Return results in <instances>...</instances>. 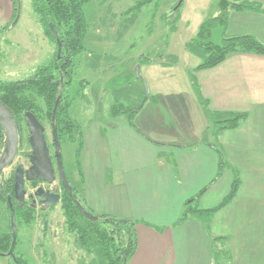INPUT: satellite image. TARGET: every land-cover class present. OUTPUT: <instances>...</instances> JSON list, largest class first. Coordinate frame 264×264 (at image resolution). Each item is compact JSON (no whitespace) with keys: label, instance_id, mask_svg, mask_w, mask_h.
I'll return each instance as SVG.
<instances>
[{"label":"crops","instance_id":"0c3cea01","mask_svg":"<svg viewBox=\"0 0 264 264\" xmlns=\"http://www.w3.org/2000/svg\"><path fill=\"white\" fill-rule=\"evenodd\" d=\"M229 2L254 9L229 11L220 24L229 27L225 39L252 36L264 46V0ZM220 11L218 0L215 17ZM200 65L188 93L162 95V114L146 118L142 109L124 119L111 110V125L82 131L76 171L84 206L136 223L127 264H264V54ZM231 114L241 117L235 126H215ZM159 123L172 129L170 140Z\"/></svg>","mask_w":264,"mask_h":264},{"label":"rangeland","instance_id":"374dc122","mask_svg":"<svg viewBox=\"0 0 264 264\" xmlns=\"http://www.w3.org/2000/svg\"><path fill=\"white\" fill-rule=\"evenodd\" d=\"M19 1L20 18L11 27L17 17V2L0 0V83L17 82L33 76L41 67L50 65L57 53L56 44L47 36L34 11L33 0ZM149 1L92 0L85 7L88 24L83 43L85 52L76 60L72 85L62 91L68 95L69 119L76 127V134H68L69 137L80 139L77 133L91 123L111 125V110L122 112L119 118H129L128 113L142 105L146 90L149 98L142 112L146 118L155 109L162 114L169 108L166 101L161 102L162 95L188 93L190 88L186 89L185 83L188 81L190 86L194 69L203 61L194 57L193 51L197 47L191 49V43L196 40L201 25L216 16L218 0H183L177 10L181 0ZM228 28V25L215 22L210 41L221 45L229 34ZM148 64L151 67H147ZM57 75H61L59 79L65 82L62 73ZM187 99H192L191 95ZM157 117L160 118L159 115ZM41 123L46 129L50 153L53 154L51 121L45 117ZM18 126L19 155L0 179L5 185L12 180V192L8 197H12L14 205L19 204L14 199L15 169L19 166L27 169V156L31 153L25 120L20 121ZM157 126L163 125L159 123ZM215 126L219 128V125ZM167 127L165 123L163 129L167 131L165 135L168 138L165 140H170L172 129ZM157 130L160 131V127ZM79 145L80 140L76 143L61 141L63 166L77 202L93 215L84 206L81 181L77 176ZM4 147L5 141L1 143L0 156ZM56 180L52 185L26 182V200L39 189L56 192L65 198L66 192L58 176ZM25 205L27 209L23 216L16 220L18 237L14 254L17 258L30 264H102L95 248L89 252L81 245L77 232L69 229L62 201L49 208L38 205L32 208L31 202ZM29 208L33 212L27 213ZM81 223L87 225L86 220ZM98 225L103 226V223L98 222ZM105 228L111 229L109 225ZM10 232V210L7 200L0 195V234ZM123 237V241L128 239L126 234ZM87 247L90 248L89 245ZM0 264H15V261L0 256Z\"/></svg>","mask_w":264,"mask_h":264},{"label":"trees","instance_id":"16d2710c","mask_svg":"<svg viewBox=\"0 0 264 264\" xmlns=\"http://www.w3.org/2000/svg\"><path fill=\"white\" fill-rule=\"evenodd\" d=\"M15 1L18 5V0ZM91 1L33 0V8L39 17L40 23L47 36L57 46L56 57L50 65L41 67L33 76L27 79L0 83V101L12 112L17 126L20 121L25 120L24 115L27 112H32L40 122L46 117L52 124L55 105L57 100L61 98L54 124L60 144L63 140H69L70 143H76L80 140L76 157L79 156L82 146V132L77 133L80 138L78 140L68 136V134L73 136L76 134V127L69 119L68 95H64L62 91L66 86L69 89L72 85L76 60L85 52L83 43L86 40L88 24L84 9ZM151 1L153 0L149 2ZM219 6L221 8L219 15L202 24L196 40L191 43V49L194 46L197 47L194 50L196 54L194 51L193 53L203 60L198 70L216 67L234 53L264 54V46L252 36L227 38L223 40L221 45H216L210 41L214 23L225 24L231 9H254L246 2L232 3L229 0H219ZM58 73H62L67 81H61L59 79L61 75H57ZM144 106L141 109L140 106L135 110H131L128 113L129 118L139 113ZM117 114H122V112L115 111V115ZM240 118L232 114L226 115L221 121L215 119V124L219 125L220 129L230 128L235 126ZM4 141L5 137L0 125V146ZM221 165L223 164L221 163ZM7 182V185H5L0 181V195L6 200L8 194L12 192V186H10L12 180ZM237 183L235 182L227 203L234 197ZM75 201L77 200L74 195L70 196L66 193L62 203L69 229L77 232L81 245L89 252L92 251L91 248H95L94 251L102 258V264H127L134 256L138 246L136 223L104 216L98 217L99 220L96 222L90 221L79 210ZM26 209L25 204L15 205L16 220L23 216L22 213ZM31 212L33 210L29 208L27 213ZM84 220L87 221L85 226L81 223ZM98 222H102L103 226L98 225ZM105 225H109L111 229H106ZM123 234H126L127 240L123 241L125 239ZM11 245L12 232L0 234V255L8 253ZM15 258V264H30L19 257L15 256Z\"/></svg>","mask_w":264,"mask_h":264},{"label":"water","instance_id":"95a60500","mask_svg":"<svg viewBox=\"0 0 264 264\" xmlns=\"http://www.w3.org/2000/svg\"><path fill=\"white\" fill-rule=\"evenodd\" d=\"M183 0L180 1L176 10L182 5ZM21 14V3L18 2L17 17L15 19L14 27L20 18ZM61 47V46H59ZM147 89V88H146ZM149 95L146 90L145 99L140 107H143L145 102L148 100ZM61 98L57 100L54 108L52 117V140L53 147L55 151V158L57 161V170L59 173V178L62 182L65 192L73 196L72 189L65 176L62 154H61V144L58 138L57 129L55 127V117L59 108ZM25 122L29 131L28 144L31 149V153L28 155L30 167L25 170L23 166H19L15 171V183H14V199L16 202L22 204L25 202L27 197V191L25 190L26 182L41 181L45 184L52 185L56 181V172L54 163L50 153V147L47 142L46 129L42 123L37 119V117L32 112H27L24 115ZM0 125L2 127L4 137H5V147L0 156V179L3 173L11 167L16 161L20 150V133L17 124L15 123L12 112L0 101ZM37 196L41 198V205L49 208L58 204L61 200L60 194L56 192H51L49 190L45 191L39 189L37 191ZM79 210L83 215L90 221L96 222L99 220L98 217L89 214L79 202L75 201ZM7 205L10 210L11 215V230H12V245L8 253L1 254L0 256L10 257L15 261L14 250L17 246V221L15 205L13 203L12 197L7 198Z\"/></svg>","mask_w":264,"mask_h":264},{"label":"flooded vegetation","instance_id":"af4514ba","mask_svg":"<svg viewBox=\"0 0 264 264\" xmlns=\"http://www.w3.org/2000/svg\"><path fill=\"white\" fill-rule=\"evenodd\" d=\"M52 144H53V140H52ZM51 157H52V160H53V163H54V167H55V172H56V179H57V176H58V179H59V182H60V185L63 187V185H62V182H61V180H60V178H59V173H58V170H57V161H56V158H55V152L53 153V154H51ZM27 159H28V156H27ZM28 161H29V159H28ZM29 167H30V163H29ZM28 167V168H29ZM18 168V167H17ZM16 168V169H17ZM25 168V167H24ZM27 168V169H28ZM16 169H15V171H16ZM27 169H25V170H27ZM57 181V180H56ZM33 183H43V182H41V181H35V182H33ZM43 184H45V183H43ZM44 190V189H43ZM61 196V195H60ZM63 196H61V200H60V202L63 200ZM29 200H25V202L24 203H22V204H26V203H28V202H31V206H32V208H36V205H38V206H40V207H45L44 205H41L40 204V202L42 201L41 200V198L40 197H38L37 196V192L35 193V195H30L29 196V198H28ZM38 199V200H37ZM59 202V203H60ZM20 204V203H19ZM46 208V207H45Z\"/></svg>","mask_w":264,"mask_h":264}]
</instances>
